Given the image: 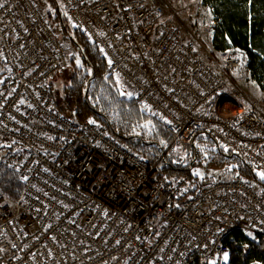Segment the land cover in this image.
<instances>
[{"label":"built area","instance_id":"1","mask_svg":"<svg viewBox=\"0 0 264 264\" xmlns=\"http://www.w3.org/2000/svg\"><path fill=\"white\" fill-rule=\"evenodd\" d=\"M59 2L109 73L170 126V149L205 134L264 172V93L249 99L232 82L249 56L214 50L211 6ZM3 3L0 146L9 152L0 173L20 187L15 196L0 188V264H225L233 230L264 236V189L222 176L177 203L189 191L187 178L161 176L158 163L91 118L65 117L50 82L70 65L66 43L36 0ZM205 34L209 57L198 45Z\"/></svg>","mask_w":264,"mask_h":264},{"label":"trees","instance_id":"2","mask_svg":"<svg viewBox=\"0 0 264 264\" xmlns=\"http://www.w3.org/2000/svg\"><path fill=\"white\" fill-rule=\"evenodd\" d=\"M36 1L58 37L74 52L69 53V77L57 82V73L50 82L56 108L65 117L74 121L91 118L148 163H158L161 176L187 178L189 191L179 197L177 203L193 197L199 185L212 180L200 179L194 172L196 165L202 163L204 152L212 156L209 164L227 172L230 178H241L264 189V179L252 165L232 150H225L208 135H200L182 149H170L174 139L170 126L139 103L124 82L109 73L108 63L100 50L83 31L72 26L59 0ZM202 1L214 9L218 19L213 37L214 50L221 56L231 49L247 51L250 76L264 88V0ZM18 187L20 185L11 173H0V188L6 193L15 196L14 190ZM231 237L234 241L230 243L231 251L225 264H264V236L251 238L242 230L235 229ZM191 264L208 263L195 258Z\"/></svg>","mask_w":264,"mask_h":264},{"label":"rangeland","instance_id":"3","mask_svg":"<svg viewBox=\"0 0 264 264\" xmlns=\"http://www.w3.org/2000/svg\"><path fill=\"white\" fill-rule=\"evenodd\" d=\"M188 1H190V0H185V3H186L185 5L189 4ZM59 4H60V2H59ZM187 16H188V14H187ZM209 37L210 36L208 34H205L203 39L198 44L200 50L203 52V54L206 57H209V55H210L209 49H208L207 44H206ZM67 48H68V53H74L73 50H71L70 46L67 45ZM222 57L225 58L226 56H222ZM78 61L80 62V60H78ZM216 63L219 65V68L222 69V66H221L222 64H220L219 61H216ZM78 66L81 67V62L78 64ZM2 72H3V64H2V61L0 58V74ZM60 72H62V73H60ZM60 72H58L57 82L63 81V77L64 78L69 77L70 68L68 67L65 70H62ZM232 82L235 84L236 88L249 99H259L262 97V95L264 93V88L259 86L251 78L248 69L243 70L239 75H237L236 78H233ZM202 150H204V149H202ZM8 152H9V149L7 147H5L3 145L0 146V166L1 167L3 166V164L5 162V159H6ZM211 157L212 156L209 153L204 152V157H203L202 163L200 165H196V168L194 170V172L196 174L199 173V174H197V176H199L200 179H204V178L216 179V178H219L222 176H226V177L230 178V176L227 172H225L219 168H215L209 164ZM247 235L251 238H254V236H256L252 233H247ZM227 261H228V259L226 260V262Z\"/></svg>","mask_w":264,"mask_h":264},{"label":"snow or ice","instance_id":"4","mask_svg":"<svg viewBox=\"0 0 264 264\" xmlns=\"http://www.w3.org/2000/svg\"><path fill=\"white\" fill-rule=\"evenodd\" d=\"M2 7H4V3H3V0H0V8H2ZM77 63L79 64L80 62L77 61ZM109 63H111V61H109ZM129 95H131V94L129 93ZM90 123H95V121H90ZM225 150H227V149H225ZM197 174H199V173H197ZM259 175H260L261 179H264V172H261ZM25 179H27V178L25 177ZM223 258H224V260H227L228 254L225 253Z\"/></svg>","mask_w":264,"mask_h":264}]
</instances>
